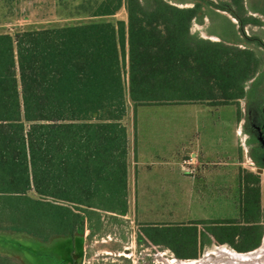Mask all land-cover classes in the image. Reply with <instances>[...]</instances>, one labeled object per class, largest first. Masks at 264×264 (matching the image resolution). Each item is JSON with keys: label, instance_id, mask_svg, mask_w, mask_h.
I'll return each instance as SVG.
<instances>
[{"label": "trees", "instance_id": "16d2710c", "mask_svg": "<svg viewBox=\"0 0 264 264\" xmlns=\"http://www.w3.org/2000/svg\"><path fill=\"white\" fill-rule=\"evenodd\" d=\"M203 2L101 0L90 21L0 32V232L47 243L81 236L95 210L125 215L129 145L122 121L129 104L135 115L138 106L235 105L245 98L261 55L192 34ZM121 9L125 19L110 20ZM221 10L237 21L245 44L264 51L260 37L243 32L260 25L246 0H225ZM252 182L243 188L242 225L209 222L221 229L209 232L212 238L237 252L257 248L262 236L259 180ZM164 230L182 233L193 250L165 244L158 233ZM144 232L176 257L195 259V225H153ZM0 264L14 263L0 256Z\"/></svg>", "mask_w": 264, "mask_h": 264}, {"label": "rangeland", "instance_id": "374dc122", "mask_svg": "<svg viewBox=\"0 0 264 264\" xmlns=\"http://www.w3.org/2000/svg\"><path fill=\"white\" fill-rule=\"evenodd\" d=\"M100 1L0 0V32L14 34L21 29L65 26L90 21L93 19L91 13ZM166 1L177 7H192L196 2H210L211 4L203 2L201 10L204 16L192 23L191 33L204 39L241 43L239 47H250L260 53L262 67L255 78L247 83L246 89L248 95L257 97L258 105L262 106L263 115L264 51L255 45L244 43L237 21L228 12L221 10V7L225 6V0ZM246 9L249 15L260 21V25H246L243 29L244 33L247 32L245 36L256 35L264 42V0H246ZM118 19H125L124 9H121L110 20ZM240 102L244 110L246 100L243 99ZM234 111V106L231 105L206 107L202 103L195 102L138 106L134 115L133 106L129 104L123 123L129 132V138H133V119H137L135 135L133 134L137 147L143 142V134L151 131L152 143L157 146L165 143L164 147L170 150L169 153L174 154L182 138L178 130L181 133L185 132V129L195 125L197 119H231ZM143 119L160 120H153L156 123L150 124L147 123L149 120L143 123ZM161 119H166V121ZM159 121L164 123H157ZM166 122L168 123L165 124ZM256 166L260 167L253 165V167ZM182 170L185 171L186 169ZM174 184L171 185L170 183L169 186L171 187L166 188L159 186L146 189L138 188V192H143L145 195L139 194L137 203L132 196L133 189L128 188L127 213L125 215L95 210L96 212L88 215L82 235L76 236L74 239L54 238L43 243L25 234L12 231L0 232V256L7 258L14 264H197L195 261H190L193 260L191 258L180 259L176 257L165 245H154L147 240L144 232V227L153 225L160 227L195 225L198 231L199 244L194 260H199L200 263L198 264L247 263L244 259L250 258L251 255L240 258H236L235 255L231 256L229 251L231 247L228 244H221L212 238L209 232L221 234V229L215 227L217 225L207 221L192 220L205 216L212 219L226 217L229 213L219 212L226 204L220 200L211 204L213 207H209L207 204L198 203L195 199H191L190 202L185 198L184 192H179L180 190ZM225 184H229V186L224 189L219 188L222 191L221 194L231 195L235 201L242 205L244 200L243 189L238 187V183L236 189L233 188L235 183L225 182ZM219 219L215 220L220 221ZM236 221L241 223L238 219ZM192 222H199L201 225L191 224ZM261 227L263 234L264 224ZM158 233H161L160 236L165 244L180 253H188L193 250L191 243H184L181 240L180 235L182 233L179 234L174 230H164ZM151 234L156 235L153 231ZM220 246L225 247L216 250ZM210 251H213L212 254L214 255L204 257V254Z\"/></svg>", "mask_w": 264, "mask_h": 264}, {"label": "crops", "instance_id": "0c3cea01", "mask_svg": "<svg viewBox=\"0 0 264 264\" xmlns=\"http://www.w3.org/2000/svg\"><path fill=\"white\" fill-rule=\"evenodd\" d=\"M209 40L216 41L214 39ZM243 99L246 100V108L244 110L240 102ZM243 99L239 100L238 104L231 105L235 109L231 119H197L194 123L195 125L185 129V132L181 133L178 130L182 138L174 154L169 153L170 150L164 147L165 143L160 146L152 143L150 139L151 131L143 134V142L137 147L134 136L137 119H133V138L130 137L131 143L127 130L129 145L127 186L133 189L132 196L134 201L137 203L139 194L145 195L143 192H138V188L146 189L158 186L166 188L171 187L169 186L170 183L173 185L175 181V187L180 190L179 192H184L185 198L190 200V202L191 199H195L198 203L207 204L209 207L220 200L226 204L222 210L218 209L220 213H229L226 217L212 219L208 218L209 216H205L192 219L193 221L210 222L216 221L215 219H238L241 221V203L235 201L231 195L221 194L222 191L219 188L228 187L229 184H225V182L235 183L234 189H236L237 183L238 187L242 189L245 186L253 187L252 180L257 177L259 180L260 201L258 225H263L264 114L262 115L263 109L261 105H258L257 97L248 95L247 89L246 96ZM202 104L210 107L208 103ZM143 120L145 121L143 123L149 120L147 123L155 124L156 122L153 120L158 121L160 119ZM161 120L166 121V119ZM157 123L164 122L159 121ZM188 123L191 124L189 121ZM162 135L164 136L165 134L163 133ZM156 159L158 161H155ZM249 164L259 165L260 167H253V165ZM182 169L188 171L185 170V172ZM156 180H158L157 183ZM190 226L187 225L186 227ZM235 243H237V240H235ZM260 243L261 245L257 249L248 252H237L232 248H229V251L231 256L235 255L236 258L251 255L250 258L244 259L247 262L244 264H264V256H262L264 253V232ZM223 247L225 246H220L216 250ZM248 249L250 248H242L239 251ZM212 252H207L204 257L214 255ZM190 261H195L197 264L200 263L199 260L193 259Z\"/></svg>", "mask_w": 264, "mask_h": 264}, {"label": "built area", "instance_id": "2783aa9c", "mask_svg": "<svg viewBox=\"0 0 264 264\" xmlns=\"http://www.w3.org/2000/svg\"><path fill=\"white\" fill-rule=\"evenodd\" d=\"M244 34H246L247 35V32L245 31V33Z\"/></svg>", "mask_w": 264, "mask_h": 264}, {"label": "water", "instance_id": "95a60500", "mask_svg": "<svg viewBox=\"0 0 264 264\" xmlns=\"http://www.w3.org/2000/svg\"><path fill=\"white\" fill-rule=\"evenodd\" d=\"M259 172H261V171L259 170ZM257 248H258V247H257ZM257 248H255V249H257ZM255 249H254V250H255Z\"/></svg>", "mask_w": 264, "mask_h": 264}, {"label": "flooded vegetation", "instance_id": "af4514ba", "mask_svg": "<svg viewBox=\"0 0 264 264\" xmlns=\"http://www.w3.org/2000/svg\"><path fill=\"white\" fill-rule=\"evenodd\" d=\"M263 144V143H262Z\"/></svg>", "mask_w": 264, "mask_h": 264}]
</instances>
